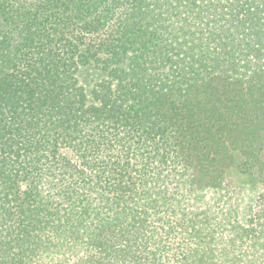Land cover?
<instances>
[{
  "label": "trees",
  "instance_id": "trees-1",
  "mask_svg": "<svg viewBox=\"0 0 264 264\" xmlns=\"http://www.w3.org/2000/svg\"><path fill=\"white\" fill-rule=\"evenodd\" d=\"M0 264H264V0H0Z\"/></svg>",
  "mask_w": 264,
  "mask_h": 264
},
{
  "label": "rangeland",
  "instance_id": "rangeland-1",
  "mask_svg": "<svg viewBox=\"0 0 264 264\" xmlns=\"http://www.w3.org/2000/svg\"><path fill=\"white\" fill-rule=\"evenodd\" d=\"M255 193H256V191H255ZM245 195H246V198H251V196L253 195V192H249V193H247V192H245ZM255 195V194H254ZM250 196V197H249ZM245 201H247L246 199H245Z\"/></svg>",
  "mask_w": 264,
  "mask_h": 264
}]
</instances>
